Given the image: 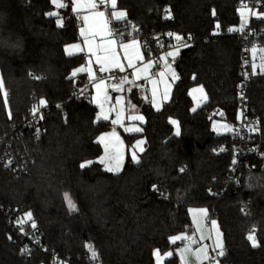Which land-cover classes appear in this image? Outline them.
Instances as JSON below:
<instances>
[{"label": "trees", "instance_id": "trees-1", "mask_svg": "<svg viewBox=\"0 0 264 264\" xmlns=\"http://www.w3.org/2000/svg\"><path fill=\"white\" fill-rule=\"evenodd\" d=\"M239 2L117 0V8L130 11L129 20L139 25L136 37L147 43L162 32L190 34L196 41L176 58L178 79L161 109L136 98L145 116L143 130L125 137L127 143L143 137L145 148L138 163L128 158L114 173L97 160L103 153L98 137L111 123L98 119L97 107L77 96L85 83L72 72L85 56L64 50L78 39L69 3L59 11L64 22L58 26L56 16L49 15L52 0H0V133L21 119L33 92L52 104L46 133L27 140L34 157L28 173L16 177L0 163V264H52V251L68 264H86L87 245L102 264H156L157 251L173 252L164 264H181L175 252L179 244L171 237L192 230L189 208L201 206L219 224L223 264H264V171L247 173L238 187L215 194L226 187L231 156L217 150L228 134L215 133L212 120L237 117L242 49L236 38L213 32L218 23L225 28L239 22ZM258 15L264 40V2ZM194 86L206 96L196 109L190 96ZM4 91L10 93L7 104ZM248 104L259 120L256 140L264 148V75L251 80ZM172 118L179 121L180 136ZM241 200H250L247 215ZM9 206L33 213L44 251L26 255L21 239L8 241L3 208ZM249 235L258 247H252Z\"/></svg>", "mask_w": 264, "mask_h": 264}, {"label": "built area", "instance_id": "built-area-1", "mask_svg": "<svg viewBox=\"0 0 264 264\" xmlns=\"http://www.w3.org/2000/svg\"><path fill=\"white\" fill-rule=\"evenodd\" d=\"M98 2L99 0H95ZM264 0H240L239 7H244L250 11L249 20L246 22L244 31H230V29H238L235 26H227L225 28H215L214 35H227L236 38L241 46V64L239 66V72L241 78L236 83V92L238 100V113L237 117L230 122V129L228 139L221 143L217 150L222 154H228L231 156V163L227 169L225 182L226 187L215 192L216 195L224 193L228 186L238 187L241 184L243 176L250 172L264 171V148L259 145L256 140L259 128V120L253 114L248 104V88L251 80L258 75H264V70L260 65L264 63V40L260 38L261 31L258 28V11L262 6ZM103 10H108V5L102 6ZM77 25L82 23V14L77 13L74 15ZM110 30L120 32L121 35L116 36L118 40H124L128 38L136 37V33L139 31V25L132 22L129 19L115 21L109 18ZM171 34V35H170ZM180 36L183 39L178 41L175 37ZM190 37V38H189ZM145 58L152 59L154 62V69L152 75H157L161 70V52L170 47L186 48L191 46L196 39L190 35H181L173 32H162L152 37L151 43H147L146 40L140 39ZM256 49V54L253 56L252 49ZM169 62L173 60L168 58ZM143 60H138L137 64H141ZM255 64L256 68L253 70L252 65ZM95 79L104 80L107 90H110L113 84H118L120 78L127 76L130 81L133 78L132 68L125 67L124 71H120L118 68H111L107 72L100 71V68L95 67L94 70ZM110 77H115L111 79ZM147 80H143L145 84ZM127 84V83H125ZM144 90V86L140 88ZM83 90V91H82ZM7 96L10 93L7 92ZM87 101H91L92 88L90 84H86L82 87L79 94ZM32 103L28 110L22 114V117L17 122H11L5 130L0 133V163L2 166L10 170L16 177H20L30 170L31 164L34 161V157L29 151L27 140L29 138H38L46 133L45 116L50 112L52 104L46 101V104L39 106V101L43 98L39 97L35 92L32 93ZM44 100V99H43ZM34 106H39V111L33 115L32 109ZM243 113V115H241ZM42 117V118H41ZM117 125H114L115 128ZM37 129H39V135L37 136ZM221 149H224L221 151ZM11 160L12 164L5 166L7 162ZM235 161V163H234ZM242 208L247 210L246 200H241ZM4 209L5 222L9 227L7 237L10 241H15L17 238L22 241V253L31 255L35 250L44 251L45 246L43 244L42 234L33 228L32 222L25 219L23 213L16 207H7ZM211 211H215L213 207ZM209 219H212L210 214ZM24 220L25 223L20 224L19 221ZM215 248V247H214ZM24 249L28 251L25 252ZM220 249L213 251L210 249L209 259L203 264H215V261H219V264H223L222 256H218L217 252ZM86 264H102L97 258L93 259L91 255L86 257ZM157 258V257H156ZM51 259L55 263L64 261V258L59 255L58 252H51Z\"/></svg>", "mask_w": 264, "mask_h": 264}, {"label": "snow or ice", "instance_id": "snow-or-ice-1", "mask_svg": "<svg viewBox=\"0 0 264 264\" xmlns=\"http://www.w3.org/2000/svg\"><path fill=\"white\" fill-rule=\"evenodd\" d=\"M52 2L55 4V6L57 8H61L62 9V8H65V7L68 6L65 3L61 2V0H52ZM70 2H71V0H70ZM100 2H101V4H103L104 0H100ZM85 6L88 7V8H91V9H95L97 7L95 2H90L87 5H82L79 2V0H76L75 7H73L72 10L74 12L79 13L80 8L81 7H85ZM116 6H117V0H111L112 9H116ZM244 7H246V5ZM49 15L50 16H57V13L51 12V13H49ZM110 15L113 16L116 21L124 20L125 17H126V13L124 11H112L110 13ZM169 16H170V13H169ZM241 16L243 18V16H244L243 12H241ZM82 19H83L84 23H83V26L81 27L80 35L84 38V44L87 46L88 51L90 53H92V55L96 56L97 62L101 63L102 65H105V66H102L100 68V71H103V72L109 71V67L107 65H111L112 67L118 68L121 72L124 71L123 66L120 64L119 60L116 58L117 54H116L115 48H114V46L117 43L115 37L121 35V33L118 32V31L113 33L109 29V21L107 19H105V13L101 12V11H95V12L92 13L91 16L85 15V16L82 17ZM90 21H91V23H90ZM56 22H57L58 26H62L63 25L62 18L58 17ZM245 25H246V20L242 19L241 27L238 28V29H230V31H244ZM217 28H219V25H217ZM97 36L102 38V42L100 44L96 43V37ZM106 36L107 37H113V38L107 39V40H103V38L106 37ZM175 38L178 41L183 39L182 37H180L178 35ZM137 44H138V42L133 40L131 43H122V44L119 45V47L124 49L125 53L127 54L128 50L130 48H135L137 46ZM184 46L187 47V45H184ZM72 49H78L80 51H83V49L81 48L80 44L71 45V46H69V48H66V51H68L69 54H73L72 51H71ZM101 52H103L105 55L104 56L99 55V53H101ZM252 54H253V56H255V54H256V49L255 48L252 49ZM167 55L168 56H174L175 53L169 52V53H167ZM126 59L128 60V67L134 69V75L136 76L137 79L140 78V73L141 72H146L148 70V68L151 67V62H150V63L144 65L143 68H137L136 64L133 61L134 60H142L143 59V57L139 54L138 50L136 51V53L134 55H126ZM89 63H90V61H89ZM252 67H253V70H255L256 65L253 64ZM260 67H261L262 70H264V63H262L260 65ZM85 71H87L89 73V79L93 80L94 76L92 75L90 68L81 67V68H79V69H77L76 71L73 72V76H75L77 74V72H85ZM160 75H163V73H161ZM36 78L39 79V77H36ZM110 78L114 79L115 77H110ZM125 83H132V81H129L128 77L125 76V77L120 78L118 84H113V85H111V87L115 91H121V89H122V87H123V85ZM153 83H155V82L153 81ZM3 88H4L3 79L0 78V90H3ZM95 88L97 89L98 93L102 89H104L105 93H106L105 81L104 80H100L98 83L95 84ZM199 91H202V89H199ZM7 95H8L7 92L4 91L3 92V96H4L5 104H7ZM155 95H156V93H155V89H154L153 90V102L154 103H155ZM107 98L108 97L105 94L104 99L107 100ZM164 98L167 99V92H165ZM94 99H97V103H99V105H100V108H101L100 116H102L103 119L107 120L109 117H108V115L104 114V104L102 102H100V100L98 98H94ZM117 103H119V100H117ZM45 104H46L45 100L41 99L39 101V106H43ZM39 106H34L33 107V109H32V114L33 115H35L39 111ZM9 115H11V113H9ZM120 115H121V113H117V119L112 121L114 124L117 123V122H120ZM241 115H243V113H241ZM100 116H98V119L100 118ZM129 119H131V120H143V117L142 116H130ZM171 122L173 124L177 125V135H178L179 134L178 122L174 121V120L171 121ZM224 127L227 128L228 126L225 125ZM126 130L127 131H140L141 129L140 128H131V129H126ZM228 130L231 131L230 128ZM38 135H39V129H37V136ZM112 135L114 136L115 133H113ZM104 139H105L104 136L100 137V141L101 142H103ZM117 140H118V138H117ZM142 143H143V141L137 142L138 145L142 144ZM105 150H106V154H107V151H108L107 145L105 146ZM223 150L224 149H221V151H223ZM108 159H109L110 162L114 161L115 163L112 164L111 166H108L107 170L108 171L119 172L120 169H121V165H122L123 155L119 151V147L118 146H116L115 154L111 155V156H108ZM132 160L134 162H137V163L139 162L135 152H133V154H132ZM104 162H105V158L102 157L100 159V163H104ZM90 163H91V161L82 163L81 167L82 168L86 167ZM234 163H235V161H234ZM10 164H12L11 160H9L5 166L7 167ZM64 195H65V200L68 202L69 209L74 211L76 206L72 202L71 197L69 196L68 193H65ZM199 216L207 219V216H208L207 210L201 209L199 211ZM26 217H27V220H32V214L31 213H27ZM193 219H194V223L196 224V231L201 233L200 240L203 241L205 239V236L203 235V227H202L201 220L198 217H196V216H194ZM19 223L23 224V223H25V221L21 220V221H19ZM210 224H211V228L216 230V241H215V248H213V251H215L216 249H220V251L217 252V255L218 256H223V254H224L223 245H222V243L220 242V239H219L220 233H219V230H218L217 223H216L215 220H211ZM31 226L33 228L36 227L34 222L32 223ZM208 238H211V236L209 235ZM247 239L249 241H251L252 247H258L259 246L254 235H249L247 237ZM175 240H187L188 241V245L184 249H181V253L180 254H181L182 257L184 256V254L186 252L191 251V245L196 243V240L194 239V237H189V236H177V237L173 238L172 242L175 243ZM87 247L89 248V251L91 252L92 258L93 259H97V253L94 250V248L92 247V245H87ZM24 251L27 252L28 250L24 249ZM155 255L157 257V264H159V260L161 259L160 253L157 251L155 253ZM167 255L171 256L172 253H168ZM196 255L198 257H202L204 260H208L209 256H208L207 245L199 248L197 250V252H196ZM215 264H219V261L218 260L215 261Z\"/></svg>", "mask_w": 264, "mask_h": 264}, {"label": "crops", "instance_id": "crops-1", "mask_svg": "<svg viewBox=\"0 0 264 264\" xmlns=\"http://www.w3.org/2000/svg\"><path fill=\"white\" fill-rule=\"evenodd\" d=\"M61 2L65 3L66 5L69 3V7H70V10H71V13L73 15L77 14V12H74L72 10L73 7H75L76 0H71V2H70V0L68 2L66 0H61ZM79 2L82 5H87L90 2H95L96 5H97V7L95 9H91V8L86 7V6L85 7H81L80 10H79V13L82 14V17L85 16V15L91 16L92 13L95 12V11L104 12L105 13V19H107L108 21H109V18H112L113 20H115V18L110 15V13L112 11H124L126 13V17H125L124 20L129 19L130 16H131L130 11H128V10L119 9V8H117V6H116V9H112V7H111V0H104V3L103 4H101L100 0L98 2H96L95 0H79ZM103 5H108L109 9L108 10H103L102 9V6ZM54 8H55V6L53 5V10H54ZM62 20L64 22V19L63 18H62ZM83 23L84 22H83V19H82V23L79 24V25H77L78 39L75 40V41H73V42H70V43L66 44L64 50H65V53L67 55H73V54L82 53L85 56L84 63L81 64L80 66L76 67L73 70V72L76 71L77 69L81 68V67L90 68L91 69V73L94 76L95 67L101 68L102 66H105V65H102L101 63H98L97 60H96V56L95 55H92V53H90L88 51L87 46L84 44V38L80 35V30H81V27L83 26ZM90 23H91V21H90ZM109 29H110V27H109ZM111 38H113V37H107L106 36V37L103 38V40H107V39H111ZM133 40L137 41L138 44H137V46L135 48H130L128 50L127 54H126L125 51H124V49L120 48L119 45L122 44V43H131ZM116 41H117V43L114 46L115 52L117 54L116 58L119 60L120 64L123 66V68L128 67V60L126 59V55H134L137 50L139 51V54L143 57V59H142L143 62L141 64H137V61L138 60H134L133 61L136 64L137 68H143L144 65H146V64H148V63L151 62V67L148 68V70L146 72H141L139 79H137L136 76L134 75V69L132 68V70H133V78L130 80V81H132V83L124 84L123 87H122V89H121V91H115L113 88H111L110 90H107V87H106V84H105L106 93H105V90L104 89H102L98 93L97 92V89L95 88V84L98 83L100 80L95 79V76H94V79L93 80H90L89 79V73L87 71H85V72H77V74L75 75V77L81 76L82 77V80L85 83L84 85H86V84H90L91 85V88H92L91 102L97 107L98 116H100L101 108H100L99 103H97V99H94V98H98L100 100V102H102L104 104V114L108 115V117H109L108 119L110 121L108 119L107 120L111 123V128H113V129L117 130L118 132H120V135L123 136V138L126 140V137H125L126 135L141 133L142 130H143V124L145 122V116L141 112L140 107H139V105L136 102V98H141L142 100H144V101H146V102H148V103H150L152 105L151 97H149V96L148 97H145V95L148 93V88H149L150 81L153 82L154 80L159 79L161 77L160 74L163 73L164 70H168L167 69V66H168L169 61H168L167 58H164V53L167 51V49H165V50H163L161 52V55H160L161 56V64H160L161 70L159 71V73L157 75H152V71L154 69V62H153L152 59L145 58L143 46H142V43H141V40H140L139 37H133V38H128V39H124V40H118V39H116ZM101 42H102V38L99 37V36H97L96 37V43L97 44H100ZM75 44H80L81 45V48L83 49V51H80L78 49H72L71 51H72L73 54H69V52L66 51V48H69V46L75 45ZM99 55L104 56L105 54L103 52H101V53H99ZM178 55H177V57H178ZM176 58H175V60H176ZM175 60H174V64H175ZM89 61H90V63H89ZM107 66L109 67V69L115 68V67H112L111 65H107ZM174 68H175V66H174ZM73 72H72V75H73ZM176 74H177V72H176ZM144 79L147 80L145 82V84H143V80ZM177 79H178V74H177ZM175 81H173V85H174V82ZM173 85H172V90H173ZM141 86H144V90L143 91L140 89ZM105 94L108 97L107 100L104 99ZM122 98L124 99L123 107H124V110L126 111V115L124 117H120V122H117V123L114 124L112 122V121H114L112 119V116H115V118H117V117L114 114L113 109L117 108L118 111L119 110L121 111V106L122 105L120 103H121V99ZM169 99L167 101H169ZM117 100H119V103H117ZM167 101H163V104L165 102H167ZM132 110L137 111V112H140L144 116V121L142 123H139V124L136 125L137 128H140L141 129L140 131H132V132L128 131V133H125V130L126 129H131L132 128L131 123L128 120L129 119L128 113H130ZM100 118L103 119L102 116H100ZM111 119H112V121H111ZM114 125H117V126L114 128L113 127ZM137 139H140V141H143L142 146H141V150L143 151L144 148H145V139L143 137H138L132 143H127L124 146L119 147V148H125L126 149L127 154H128L127 155L128 156L127 159L130 158V156H129V149H130L131 145ZM108 151H111V150H108ZM111 155H114V154H110L109 156H111ZM127 159H125V162H126ZM97 160H99V159H97ZM112 164H113V161L110 162L109 159H107L104 163H102L104 169H106V170H107V167L108 166H111ZM111 172H115V171H111ZM210 221L211 220H209V222ZM192 225H193V223H192ZM188 233L190 234V237H194L195 234H196L195 233V227L193 226L192 227V230L190 232H188ZM210 249H212V248H210ZM168 253H172L173 254V252H171V251L168 252ZM168 253L160 254V256H161L160 261L162 262V264H164V260L167 257H169L167 255ZM180 262L182 264V261L181 260H180ZM156 264H157V260H156Z\"/></svg>", "mask_w": 264, "mask_h": 264}, {"label": "rangeland", "instance_id": "rangeland-1", "mask_svg": "<svg viewBox=\"0 0 264 264\" xmlns=\"http://www.w3.org/2000/svg\"><path fill=\"white\" fill-rule=\"evenodd\" d=\"M53 5L55 6L54 3H53ZM59 11H60V8H57L56 6H55L54 10H52V12L57 13L56 19L58 17L61 18V16L59 15ZM241 12L244 13L243 18L241 16ZM238 14H239V22L235 25L236 28H240L241 27L242 19L246 20V22L249 20L250 11L248 9L244 8V7H239L238 8ZM217 25H219V27H220L219 23ZM180 51H181V48H175V47L168 48L167 51L164 53V58H167V59L171 58L173 61L168 63V66H167L168 70H164L163 75H161V77L159 79L154 80L155 83L150 81L149 88H148V93L145 95V97H148V96L151 97L152 105H153V107L155 109L162 108L163 101H167L171 97L173 81H175L177 79L176 70L174 68V60L177 57V55L180 53ZM169 52H173V53H175V55L174 56H168L167 53H169ZM154 89H155V93H156V95H155V103L153 102V90ZM199 89H202V91H199ZM165 92H167V99L164 98ZM190 96H191L192 101H193V105H192L193 109H196L197 107H199L200 104L206 99L205 92H204V90H203V88L201 86H194L191 89V91H190ZM123 103H124V99L122 98L121 99V103H120L122 105L121 106V111L120 110L118 111L117 108L113 109V112L116 115V117H117V113H121L120 117H124L126 115V111L124 110ZM130 116H142L143 117V120H131V119H128L130 121V123H131L132 128H137L136 125L139 124V123H142L144 121V116L140 112L132 110L130 113H128V117H130ZM112 119L115 120L117 118H115V116H112ZM112 119H111V121H112ZM173 120L177 121L178 125H179V134L177 135V125L173 124L171 122L173 124V126H174L175 134L177 136H180L181 128H180L179 121L177 119H175V118L171 119V121H173ZM225 125H227L228 127L227 128L224 127ZM212 128L215 131V133H217V134H221V135L227 134L229 132L228 129L230 128V122H228L227 120H224L223 118L215 117L212 120ZM130 132H132V131H130ZM113 133H115L114 136L112 135ZM125 133H128V131L125 130ZM101 136L105 137L103 142L100 141V137ZM117 138H118V140H117ZM98 141H99V143H100V145H101V147L103 149V153L98 157V159H99L98 161H100V159L102 157L105 158V161H106L110 154H115L116 146L121 147V146H124L125 144H127V142L123 138V136L120 135V132H118L117 130H115L113 128H110V129L102 132L99 135V137H98ZM139 141H140V139H137L131 145V147L129 149V156H130L131 160H132L133 152H135V154L137 156V159H139V153L142 151L141 150L142 144H139V145L137 144V142H139ZM106 145H107V149L111 150V151H107V154H106V150H105V146ZM119 151L123 155L122 165H121V169H120V171H121L123 166H124L125 159H127V157H128L127 156L128 154H127V151H126L125 148H119ZM114 163L115 162L113 161V164ZM71 200L74 203L72 198H71ZM67 204H68V202H67ZM239 204H240V210H241V212L244 215H247V214L250 213V200H246L247 210H245V211L242 208L241 201L239 202ZM201 209L207 210V214H208L207 219L199 216V211ZM189 210H190L189 213H190V216H191V220H192L193 226L195 227V233L196 234L194 236V239L196 240V243L192 244L191 245V251L186 252L184 254V256L182 257L181 254H180L181 253V249H184L188 245V241L187 240H175L174 244H176V243L179 244L178 247L176 248L175 252H176V255L178 256L179 260L182 261V264H203L207 260H204L202 257H198L196 255V252H197V250L199 248L207 245L208 256H209L210 248H214L215 247L216 230L211 228V224L209 222V220H210L209 219L210 209L208 207H206V206L191 207ZM71 211H73V210H71ZM27 213H31L32 214V220H29V221H31L32 223L33 222L35 223L34 218H33V213L31 211H29V210L23 212L24 218L27 219V217H26ZM194 216L198 217L201 220L202 227H203V235L205 236V239L203 241L200 240L201 233L196 231V224L194 223V219H193ZM211 220H215L216 223H217L218 230H219V233H220L219 239H220V242L223 245V251H224V243H223L222 233H221L219 224H218L216 219L212 218ZM209 235L211 236V238H208ZM177 236H189L190 237V234L188 232H180L178 234L173 235L171 237V241H173V238H175ZM8 241H10V240L8 239ZM87 249L89 250L88 247H87ZM90 255H91V252H90ZM156 260H157V258H156ZM51 262H52V264H68L67 261H63V262H60V263H55L54 261H51ZM159 264H162V262L160 260H159Z\"/></svg>", "mask_w": 264, "mask_h": 264}]
</instances>
